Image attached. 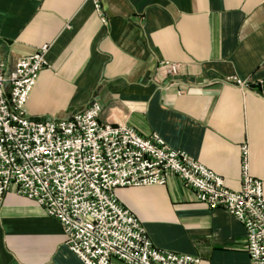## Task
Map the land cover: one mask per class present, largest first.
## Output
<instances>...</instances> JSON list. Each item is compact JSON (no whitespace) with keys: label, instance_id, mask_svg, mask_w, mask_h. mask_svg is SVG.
<instances>
[{"label":"crops","instance_id":"crops-1","mask_svg":"<svg viewBox=\"0 0 264 264\" xmlns=\"http://www.w3.org/2000/svg\"><path fill=\"white\" fill-rule=\"evenodd\" d=\"M0 0V61L48 45L25 105L35 121L68 119L92 102L99 120L158 134L173 149L240 188L241 147L264 183V0ZM179 63L175 78L157 63ZM248 82L238 88L229 77ZM183 91V93H179ZM159 249L199 264H250L243 225L199 203L172 175L163 186L117 190ZM61 224L33 200L0 201V264H83L64 243ZM111 264H124L112 259Z\"/></svg>","mask_w":264,"mask_h":264},{"label":"built area","instance_id":"built-area-1","mask_svg":"<svg viewBox=\"0 0 264 264\" xmlns=\"http://www.w3.org/2000/svg\"><path fill=\"white\" fill-rule=\"evenodd\" d=\"M103 23L101 0H89ZM48 45L19 58L6 72L0 61V201L14 190L58 220L64 243L83 264H199L200 259L156 248L140 219L120 202L117 190L163 186L179 177L209 209L222 208L246 232L250 264H264V183L250 172L249 149L241 147L240 188L156 133L141 136L128 125L102 123L92 102L68 119L35 121L28 97L48 66ZM179 63L160 60L157 72L179 75ZM240 89L248 82L228 78ZM183 93V91H179Z\"/></svg>","mask_w":264,"mask_h":264}]
</instances>
